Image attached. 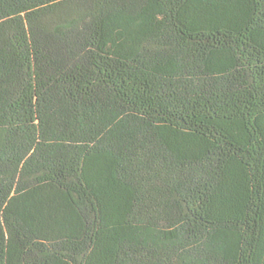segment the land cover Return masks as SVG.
<instances>
[{"label":"trees","instance_id":"16d2710c","mask_svg":"<svg viewBox=\"0 0 264 264\" xmlns=\"http://www.w3.org/2000/svg\"><path fill=\"white\" fill-rule=\"evenodd\" d=\"M0 264H264V0H0Z\"/></svg>","mask_w":264,"mask_h":264}]
</instances>
